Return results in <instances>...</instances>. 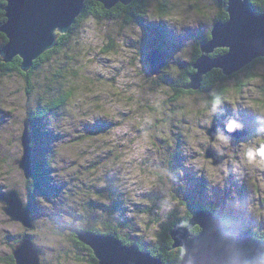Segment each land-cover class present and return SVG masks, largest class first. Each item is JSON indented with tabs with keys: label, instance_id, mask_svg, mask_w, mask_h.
<instances>
[{
	"label": "clouds",
	"instance_id": "clouds-1",
	"mask_svg": "<svg viewBox=\"0 0 264 264\" xmlns=\"http://www.w3.org/2000/svg\"><path fill=\"white\" fill-rule=\"evenodd\" d=\"M220 2L223 8L216 0H146L138 15L147 23H163L173 35L182 36L185 29L213 27L222 15L230 19L224 10L230 0ZM248 3L257 15H264V0ZM96 7L101 12L99 5ZM6 8L0 12L6 13ZM58 33L63 32L52 30V36ZM142 35L141 27L130 17L116 23L95 15L82 17L70 33L71 62H64L67 67L60 72L58 92L41 100V107L50 106L55 112L47 117L46 130L59 137L51 145L46 166L52 182L64 187L52 202L36 197L44 214L34 219L30 228L12 221L5 212L7 205L0 201V219L14 225H0V264L16 261L14 252L25 236L37 253L36 264H87L75 238L100 232L107 222V214L97 208L98 220L90 225L89 203L104 209L112 205L114 198L96 191L109 187V180L125 209L124 217L135 225V237L155 245L161 226L173 216L175 229L187 231L193 240L192 252L189 255L183 245H177L178 264H264V229L254 227L250 238L256 247L245 246L238 239L235 218L211 203L212 190L223 192L230 175L237 181L247 177L244 187L250 194L243 211L256 225L264 224V127H260L264 125V72H250L238 82L207 94L180 91L188 77L175 62L192 63L193 41H186L159 72L146 75L139 54ZM129 42L136 47H129ZM196 54H201L198 48ZM51 59L52 54H46L39 62L45 78H51L46 71ZM164 77L175 81L177 87L165 85ZM3 99L0 111L9 118L17 111L26 117V109L13 103L15 96ZM225 105L232 115L224 119L223 130L216 127L213 132V121L224 115ZM240 112L255 118L257 134L233 144L231 134L244 130L236 118ZM98 121L107 125L103 131H85ZM24 133L15 132L11 152L0 143L4 150L0 159L7 153L9 161H22ZM177 137L184 159L180 167L173 168ZM210 150L219 163L207 155ZM185 170L204 181L210 200L204 207L211 218L207 230L190 226L187 201L177 194V188L181 193L187 191ZM6 188L7 192L15 190L21 204L27 205L26 187L10 185L0 173V192L7 193ZM60 199L63 202L57 207ZM113 216L119 217V213Z\"/></svg>",
	"mask_w": 264,
	"mask_h": 264
},
{
	"label": "water",
	"instance_id": "water-1",
	"mask_svg": "<svg viewBox=\"0 0 264 264\" xmlns=\"http://www.w3.org/2000/svg\"><path fill=\"white\" fill-rule=\"evenodd\" d=\"M3 1L2 8L6 6L7 8L6 13H3L5 21L0 25V34L6 38V43L0 48V59L3 63L9 64L15 58H19L20 70L26 73L35 60L55 47L59 35L69 32L75 20L81 15L86 0H8V3L7 0ZM95 1L109 11L117 4L127 6L134 0ZM224 10L229 13L230 19L225 22H215L209 32L210 40L199 43L201 54L191 65L196 73L189 75L190 83L183 89L199 90L203 77L214 69H219L225 77H230L256 60L264 58V15H257L252 11L248 0H230L229 6ZM72 18L74 22L67 29ZM54 28L63 33L52 36ZM217 49L226 50L227 53L211 57ZM38 51H40L39 54L34 55ZM146 61L151 67H149V75L159 72L164 66L163 56L154 49L149 52ZM216 127H218V119L213 121V132ZM220 128L223 130V126ZM24 131L23 159L15 161L12 165L22 173L26 180L31 170L29 121L27 118L22 122L21 132ZM246 136L247 132L244 129L231 134V139L239 140ZM207 155L216 160L211 150ZM0 201L7 205L5 212L12 221H20L24 226L31 227L30 208L28 205L21 204L15 190L7 193L1 192ZM236 221L240 242L248 247H256V242L250 238V233L242 228L239 220ZM210 222L211 218L208 213L199 209L192 213L190 226L198 225L207 230ZM169 236L173 241L172 249H177V245H183L187 253L191 254L193 240L189 238L186 230L174 227L169 231ZM76 239L91 250L97 264H163L160 259L139 250L136 245H123L116 233L100 235L86 232ZM29 240V238H24L16 248L14 256L17 262L14 260L15 264H36L37 253ZM187 259L188 256H185V261Z\"/></svg>",
	"mask_w": 264,
	"mask_h": 264
},
{
	"label": "rangeland",
	"instance_id": "rangeland-1",
	"mask_svg": "<svg viewBox=\"0 0 264 264\" xmlns=\"http://www.w3.org/2000/svg\"><path fill=\"white\" fill-rule=\"evenodd\" d=\"M216 2L219 5L220 0H216ZM109 21L122 23L124 20L117 19V20H109ZM138 25L141 27L143 34L142 40L139 44V54L141 56V63L143 65V70L146 75H149L148 71L150 67L146 62V57L151 50L154 49L157 52H159L163 56L166 64L168 63V61L172 59L173 55L177 51H179L180 48L184 46L186 41L191 40L193 41V45H194V51L192 53V55H194L196 47L200 42L202 43L201 39L206 37L212 28V27L207 28L205 25H201L200 28L195 31L185 29L184 34L182 36H175L163 23H147L144 20H142ZM159 29H162L160 31L164 33L161 37H163L164 41H167L166 43H168L166 44L165 47L161 48L162 50L155 49L154 46L155 43L153 42L154 38H156L155 37L156 34H159ZM0 44H1V40H0ZM128 46L136 47V45L132 42H129ZM220 50L222 49H217V51ZM70 51L71 50L69 49L67 43L60 51V56H57L51 61L48 69L46 70L47 73L51 74L52 71H54V69L59 66L61 70L67 67V64L64 62H71V56L69 55ZM225 53H227L226 50L223 54ZM175 63L184 73L187 72L188 69L190 68L189 67L190 64H184L179 61H176ZM254 71L264 72V64L260 63L254 66L253 68H249L246 70L241 69L234 76L232 75L228 77V79L224 82L225 87L229 84H234L238 82L243 76ZM34 77H35V80L33 82L34 91L27 93L26 86L23 80L21 87V77H19L16 74L3 73L0 71V106L3 105L4 103L3 98L5 96H15L16 99L15 101H13V103H15L20 108L26 109V117L24 113L17 111L14 117L9 118L8 113L0 111V143L8 146L7 152L12 151L13 140L15 139V132L22 131L23 120L30 115L33 108L41 99H43L44 95L48 91L47 87L50 84L48 78H45V76L39 70L35 71ZM163 83L165 85H167L168 83L175 84V81H172L168 77H164ZM189 83L190 80L188 79V83L185 86L189 85ZM55 87L56 86L54 85L53 88ZM183 90L185 92L186 91L196 92L195 90H188V89L187 90L183 89ZM21 92L23 93V95H20ZM222 112L224 113L223 116L216 117L218 118L221 126L223 125L224 119L232 115L231 109L227 105L223 106ZM51 115L54 116L55 112L52 113ZM236 118H238L244 124V129L248 131V136L246 138H242L239 140L236 138H232L233 144H238V142L242 140H247L250 137L257 134L256 132L257 124L255 118L250 113L240 112L238 114V117ZM46 126H47V119H45L42 122H38L33 126H29L30 160L32 161L31 147L33 146L34 147L33 152L36 155L35 161L37 164H40L42 161H44L46 164V159L51 154V145L53 141L59 139V137L53 136L50 131H47ZM106 127L107 125L98 121L97 125L94 128H88L86 126L85 131L88 133H95V132L103 131L104 128ZM260 127H264V125H261ZM180 143H181L180 137H177V151L173 157V165H172L173 168L180 167L184 159L179 153ZM3 151L4 150L0 149V152ZM44 154H47V157H45V159L43 158ZM211 158L214 160V157ZM215 161L219 162V159L216 158ZM12 163L13 162L9 161L7 153H5L3 159H0V173L5 175L7 179V183H9L10 185L12 186L22 185L26 187L28 192L27 205H30L31 208L30 212L32 213L31 219L33 221L37 217L44 214V210H42L38 205V203L36 202V197H43L46 201L52 202L54 198L60 195L61 188H63L64 185L53 183L49 177V170H47L46 174L44 175V178L43 179L40 178V180L37 182L39 190L36 192L35 189L28 190V187L24 184V181L26 180H24L22 173L16 167H14ZM85 179H87V177H85ZM245 180H247V177H244L243 180L237 181L230 175L228 179L225 181V189L223 192H220L216 189L212 190L211 203L215 208H218L221 212H227L235 219H238L242 225V228L245 231L251 233L254 227L259 229H264V224L256 225L253 219L250 216H247L243 211V205L245 199L247 195L250 194L245 190L244 187ZM184 181L188 185L187 191L181 193L177 188V194L182 195L183 199L187 201L188 211L191 210L192 207H194V205L205 207V205H208L210 203L208 194L204 191V181L202 179L201 180L195 179L194 174L191 173L190 170H185ZM70 182H71V178H70ZM108 183H109V187L105 189H97L96 191L101 192L104 195L109 196L110 198H114L113 203L109 208L104 209L102 205H99L95 202H90L89 208L92 212L89 221L90 225L98 220V218L95 215V210L97 208H100L102 211H104L107 214V218H108L107 222H105L101 226V231L104 232L106 231L104 229V225L107 223L110 227H114L117 230V233L121 237H125L130 241H138L146 247L152 246L153 244H151L150 242H146L142 238H137L132 234L133 232L136 231L135 225H133L131 221L127 220L124 217L125 209H123L121 205L120 197L116 194L115 190L111 188V180H109ZM4 191L6 192L8 191V189L6 188ZM62 202H63L62 199L58 200L57 207L59 203ZM237 205H239V207H237ZM139 210H144V209L141 208ZM113 211H115V213H119V217H114L111 214L113 213ZM52 215L53 214H50V216ZM113 221H115V225H113ZM57 222L59 223L58 220ZM167 223H176L175 217L174 216L171 217ZM0 225H7L8 227H14V225L7 224V221L3 219H0ZM196 227L199 226L198 225L193 226V228ZM126 228L129 229L127 232L121 231ZM25 238H29V237L25 236ZM9 239H11V237H9ZM75 240L79 242L76 238ZM81 253L83 258L87 260V264H92L90 262L88 255L83 251H81Z\"/></svg>",
	"mask_w": 264,
	"mask_h": 264
},
{
	"label": "trees",
	"instance_id": "trees-1",
	"mask_svg": "<svg viewBox=\"0 0 264 264\" xmlns=\"http://www.w3.org/2000/svg\"><path fill=\"white\" fill-rule=\"evenodd\" d=\"M1 2H2L1 6L3 7L4 2L3 1H1ZM145 3H146V0H134L131 4H129L127 6H122L120 4H117L111 10L107 11L103 8V6L101 4H99L95 0H86L85 5H84V9H83L81 15L75 20V23L72 25L69 32L65 35H59L57 38L55 47L53 49L45 52L42 56H40L37 60H35L28 72L23 73L20 70V59L19 58H15L9 64L3 63L0 59V71L3 73L16 74L19 77H21L25 83L27 93H30L31 91H34V87H33V82L35 80L34 74H35V71L39 70V62L45 57L46 54H52L51 61L54 58H56L57 56H60V51L68 43L70 33L76 29L77 24L82 17L88 16V15H95L98 18L102 16L103 18H105L107 20H117V19L125 20L126 18L130 17L131 19L134 20V22L140 24V22L143 19L138 15V13L142 11L143 7L145 6ZM97 5H99L101 12H97V7H96ZM219 6L222 8L224 5L220 2ZM252 9L256 13L255 9L254 8H252ZM4 21H5V19L3 16V12H0V25ZM218 21L219 22H225L227 20H225L224 16L222 15L215 22H218ZM160 30H162V29H159V34H156V36H155L156 38H154V41H153L155 43V45H154L155 48H157L158 50H162L161 48L165 47L166 44H168V43H166L167 41H164L163 37H161L164 33H162ZM0 40H1V44H0V48H1L6 43V38L2 34H0ZM201 40H202V42L203 41H209L210 40V34H208L206 37L202 38ZM196 48L199 49V46H197ZM224 52H225V50H220V51L216 50L211 55V57L220 56ZM199 56L200 55L196 54V49H195V53L193 55L192 63H194L198 59ZM260 63L264 64V58L256 60L251 65H249V67L244 68L243 70L253 68L254 66H256L257 64H260ZM61 71L62 70L60 69V66L55 68L54 71H52V73L50 74L51 78H48L50 84L47 87L48 91L46 92L45 95H52V94H55L56 92H58L57 81H58V78H59ZM192 73H194V71H193V68L190 67L189 70L187 72H185V75L189 79V75ZM227 79H228V77H225L219 69H214L203 77L201 87L196 92L207 94L210 91L220 90L223 87H225L224 82ZM187 83H188V80H187ZM186 84H183L182 87H180L178 90L184 91L183 87ZM54 85L56 86L55 88H53ZM167 86H171L173 88H176L177 83L176 82H175V84L174 83H171V84L168 83ZM41 100L33 108L30 115L27 116V119L29 121V126H33L38 122L44 121L45 119H47V117L49 115L54 113V109H52L50 106L41 107ZM33 149H34V147L32 146L31 147V152H32L31 153V155H32L31 170L29 173V177L26 181H24V184L28 187V190L35 189V192H36L39 190L37 182L40 180V178L41 179L44 178V175L46 174L48 168H47L44 161H42L40 164L36 163V161H35L36 155L33 152ZM45 157H47V154H44L43 158L45 159ZM28 206L30 208V205H28ZM200 208L204 209L203 206L194 205V207H192V209L189 210L190 216H192V213L195 210L200 209ZM113 213H115V211H113ZM113 213H111V214L113 215ZM235 220H238V219H235ZM174 227H175V223H166V224L162 225L161 226V233L159 235L158 242L155 245H152L150 247H146L138 241H130L129 239H127L125 237L122 238L117 233V230L114 227H110L107 223L104 225V229L106 230L105 232L100 231V232H97L95 234L108 235L111 233H116L118 239L121 240L123 245H126V246L136 245L139 248V250L148 252L153 257L160 259L163 264H178L177 249H172L173 241H172L171 237L169 236V231ZM250 235H251V233H250ZM125 241H128V242L126 243ZM75 243L77 244V246H79L81 251L85 252L88 255L90 262L92 264H97L96 259L94 258L91 250L88 247L77 242L76 240H75ZM12 264H15L14 260L12 261Z\"/></svg>",
	"mask_w": 264,
	"mask_h": 264
},
{
	"label": "bare ground",
	"instance_id": "bare-ground-1",
	"mask_svg": "<svg viewBox=\"0 0 264 264\" xmlns=\"http://www.w3.org/2000/svg\"><path fill=\"white\" fill-rule=\"evenodd\" d=\"M251 9H252V8H251ZM252 11H253V9H252ZM202 43H203V42H202ZM155 49H157V48H155ZM148 55H149V54H148ZM148 55H147V56H148ZM146 62H147V61H146ZM147 64L149 65L148 62H147ZM166 64H167V63H166ZM166 64H165V61H164V66H165ZM149 66H150V65H149ZM152 68H153V65H152ZM194 71H195V73H196V70H194ZM193 74H194V73H193ZM26 180H27V179H26ZM0 193H1V192H0Z\"/></svg>",
	"mask_w": 264,
	"mask_h": 264
},
{
	"label": "flooded vegetation",
	"instance_id": "flooded-vegetation-1",
	"mask_svg": "<svg viewBox=\"0 0 264 264\" xmlns=\"http://www.w3.org/2000/svg\"><path fill=\"white\" fill-rule=\"evenodd\" d=\"M1 1H3V0H1ZM1 1H0V9H2V6H1L2 2H1ZM3 2H4V1H3ZM250 65H251V64H250ZM188 70H189V69H188ZM246 132H247V136H248V131L246 130ZM247 136H246V137H247ZM246 137H245V138H246Z\"/></svg>",
	"mask_w": 264,
	"mask_h": 264
}]
</instances>
